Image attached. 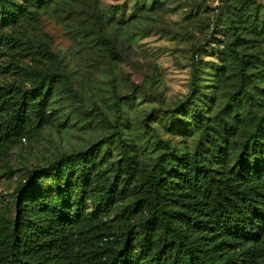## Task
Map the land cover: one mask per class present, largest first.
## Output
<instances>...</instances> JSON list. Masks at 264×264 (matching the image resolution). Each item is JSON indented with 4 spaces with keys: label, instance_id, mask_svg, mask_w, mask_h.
<instances>
[{
    "label": "rangeland",
    "instance_id": "obj_1",
    "mask_svg": "<svg viewBox=\"0 0 264 264\" xmlns=\"http://www.w3.org/2000/svg\"><path fill=\"white\" fill-rule=\"evenodd\" d=\"M13 1L17 20L0 25V88L29 93L35 82L28 71L60 79L45 84L42 120L28 114L26 131L0 144V216L15 217L12 194L31 170L63 155L94 158L90 188L113 190L125 141L137 147L131 184L149 175L162 143L180 158L198 152L230 171L236 145L252 129L247 109L233 112L236 89L264 105V0ZM194 71L205 137L189 109ZM59 190L51 177L38 186L53 196ZM75 199L103 234L117 235L118 210L82 194Z\"/></svg>",
    "mask_w": 264,
    "mask_h": 264
},
{
    "label": "trees",
    "instance_id": "obj_2",
    "mask_svg": "<svg viewBox=\"0 0 264 264\" xmlns=\"http://www.w3.org/2000/svg\"><path fill=\"white\" fill-rule=\"evenodd\" d=\"M13 3L0 0V25L17 20L20 6ZM44 54L50 55L48 48ZM246 68L239 72L243 80ZM27 73L35 82L29 93L13 91L11 85L0 88V144L26 131L28 114L42 120L45 84L50 88L60 79L56 72ZM199 85L194 71L189 109L205 137L209 122L198 114ZM236 93L239 103L233 112L240 116L247 109L252 129L236 145L229 172L198 152L180 158L162 143L165 150L149 175L131 184L137 147L125 141L114 169L118 178L109 191L89 186L94 158L86 162L79 154L63 155L31 170L15 188V217L0 216V264H264V105L252 103L247 90L237 88ZM44 177L59 187L54 196L38 191ZM76 194L118 210L117 235L103 234ZM127 196L133 201L121 211L117 202ZM134 216L136 224H130Z\"/></svg>",
    "mask_w": 264,
    "mask_h": 264
}]
</instances>
